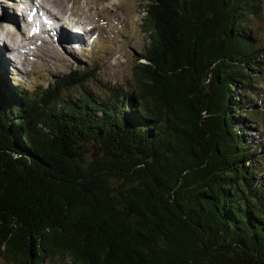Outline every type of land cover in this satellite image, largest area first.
<instances>
[{"label":"trees","instance_id":"trees-1","mask_svg":"<svg viewBox=\"0 0 264 264\" xmlns=\"http://www.w3.org/2000/svg\"><path fill=\"white\" fill-rule=\"evenodd\" d=\"M145 3L134 87L98 90L93 67L31 90L0 55L7 264H264V168L241 111L263 95V0Z\"/></svg>","mask_w":264,"mask_h":264},{"label":"rangeland","instance_id":"rangeland-1","mask_svg":"<svg viewBox=\"0 0 264 264\" xmlns=\"http://www.w3.org/2000/svg\"><path fill=\"white\" fill-rule=\"evenodd\" d=\"M42 5L46 7L44 11L48 17L57 21L61 19L65 32V27L75 26L76 30H80V27L84 26L90 28L91 35H87L83 49L78 48L73 52L67 46L70 53H66L63 47L54 44H63L64 41L71 43L72 39L65 36V39L61 37L58 38L59 40L53 37V42L43 36L44 43L41 38L31 39L29 42L41 46L40 51L37 52L32 44L25 41L26 32H23V35L12 33V25L9 28L6 26V21L0 20V55L6 60L9 74H14L17 84L33 90L39 86H47L50 79L61 77L76 68L88 71L98 67L97 78L94 80L98 90L106 92L107 86L121 84L125 87H134V68L149 44V37L144 32L143 25L147 16L145 0H34V6L37 8ZM23 10L21 6L15 5L13 0H0V18L4 12L11 19L17 14L22 16L25 12ZM25 17L31 24L41 20V17ZM262 17L261 20H251L249 24L250 34L260 49H264V0ZM3 18L7 21L10 19L5 16ZM31 27L32 25L27 29L30 31ZM34 34L38 33L34 32ZM24 45L27 47L23 53L20 48ZM10 52H14L11 56L17 60L16 63L8 57ZM35 54L37 56L45 54L49 61L45 62L43 56L40 58L34 56ZM260 60L263 66L255 68L253 82H262V85L256 88L263 95L261 98H249L251 102L243 100L246 109L241 111L242 118L249 121L247 125L250 128L251 144H256L259 149L255 166L264 168V143L259 139V135L264 133V105L259 101L261 99L264 102V55ZM246 112L258 113L259 117L249 119L248 115H245ZM254 175L258 181H264L263 173ZM0 264L7 263L0 258ZM44 264H61V262L48 260ZM66 264H70V261Z\"/></svg>","mask_w":264,"mask_h":264},{"label":"bare ground","instance_id":"bare-ground-1","mask_svg":"<svg viewBox=\"0 0 264 264\" xmlns=\"http://www.w3.org/2000/svg\"><path fill=\"white\" fill-rule=\"evenodd\" d=\"M13 1H14L15 5L21 6L22 9L26 10L28 12L29 16L32 15V17H41L40 24L38 27H39V29H41L42 32L39 31L38 34H30L31 32H33V29L31 28L30 31L27 29V27H28L27 25H31V24L27 20V18L25 17L26 16L25 12L22 16L21 15L19 16L17 14V16H14V18L10 15L12 17V19L9 17V15H7L6 12H4V14L0 18V20L6 21V23H7L6 26H8L9 28L12 25L11 26V28H13V29H11V31H13L12 33L17 32L16 34L23 35V32H26L28 36L27 35L25 36V41L29 42L31 39H37L38 40L40 38H41L40 40H42V37L44 36V37L50 38L51 41L53 42V37H54V39L59 40L61 37H63V39H65L64 38V36H65L66 38L72 39L70 41L71 43L63 40L64 42H62V43L65 46H62L63 44H57V43H54V44L57 47H60V48L63 47L66 53H70V51L68 49L72 50L73 52H75V50H77L78 48L83 49L84 44L86 42L87 35H89V36L91 35L90 34L91 32L89 31L90 28H88L89 32H84V34H83L84 38H83V36H78L80 34L73 35L72 32H70V34L65 32L61 19L57 21L51 17H48L46 11H44V10H46V7L44 8V5H42L43 9H42V7L37 8L36 6H34V0H13ZM48 13H49V11H48ZM4 16L7 19L10 18L9 21L10 22L12 21V22L10 23L6 19H4L3 18ZM35 19H37V18H35ZM35 24L37 25L38 22H35ZM19 32H22V33L20 34ZM42 42L44 43L43 40H42ZM29 43L32 44L36 48L37 52L40 51L41 46L39 47L38 45H36L32 42H29ZM67 46H68V49H67ZM26 47H27V45L21 46L20 49L23 51V53L25 52L24 50L26 49ZM14 51L16 52V50H14ZM36 54L34 56H37ZM39 56H40V58H42V56H43L45 58V59L43 58L45 60V62L49 61V58L45 57L47 55H45V54L40 55L39 54L37 57H39Z\"/></svg>","mask_w":264,"mask_h":264}]
</instances>
